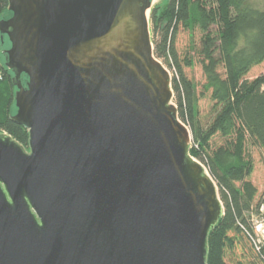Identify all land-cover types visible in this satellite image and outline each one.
<instances>
[{
  "label": "water",
  "instance_id": "95a60500",
  "mask_svg": "<svg viewBox=\"0 0 264 264\" xmlns=\"http://www.w3.org/2000/svg\"><path fill=\"white\" fill-rule=\"evenodd\" d=\"M152 1L7 0L28 137L0 131V264H208L224 208L154 56Z\"/></svg>",
  "mask_w": 264,
  "mask_h": 264
},
{
  "label": "trees",
  "instance_id": "16d2710c",
  "mask_svg": "<svg viewBox=\"0 0 264 264\" xmlns=\"http://www.w3.org/2000/svg\"><path fill=\"white\" fill-rule=\"evenodd\" d=\"M149 9L154 56L171 71L170 88L178 118L188 128L190 156L206 167L219 188L223 215L208 235V264H232L228 253L239 242L248 243L257 264H264V244L252 240V213L262 196L248 179L252 160L247 142L264 153V72L247 79L250 69L264 60V8L250 0H160ZM7 0H0V18L8 14ZM188 32L190 43L179 53L176 38ZM196 31L200 36L195 41ZM1 45V43H0ZM1 55V54H0ZM3 57V55H2ZM201 65V96L209 93L211 117L199 118L197 83L185 67ZM4 64V58H3ZM0 80V131L27 145V131L10 119L14 112L12 72L3 67ZM214 136L222 142L212 145ZM235 264H253L243 251Z\"/></svg>",
  "mask_w": 264,
  "mask_h": 264
},
{
  "label": "rangeland",
  "instance_id": "374dc122",
  "mask_svg": "<svg viewBox=\"0 0 264 264\" xmlns=\"http://www.w3.org/2000/svg\"><path fill=\"white\" fill-rule=\"evenodd\" d=\"M160 2H161L160 0L152 1V5H155V4L160 3ZM162 2H164V1L162 0ZM250 2L255 6L264 8V0H250ZM147 14H148V20H149V11L147 12ZM199 36H200V32L196 31L193 35L196 42H197ZM190 40H191V36L189 35L188 32L181 31L178 33L177 38H176V47H177L179 53L182 54L183 49L189 45ZM0 52H2L1 49H0ZM1 61H2V59H1ZM160 62L168 70L170 78H171V76H172L171 71L168 69V67L162 61H160ZM2 63H3V61H2ZM184 69H185L187 76L189 78L193 79L197 83V92L200 96L198 99L199 118L204 123L211 117L212 102L209 100V93L208 92H204L203 96L200 95L201 91H202L201 85L204 82V77L202 74L201 65L196 62L193 66L185 67ZM2 72H3V77H4L5 73H4L3 69H2ZM262 72H264V60L260 64L252 67L250 69V71L247 73L246 78L251 79V78L259 75ZM171 103H173L175 105L173 99H171ZM190 137H191V134H190ZM190 140L192 142V139H190ZM221 142H222V139L219 136H214L212 138L211 144L212 145H218ZM24 147L27 148V145ZM245 151H246V154L252 160V170L248 176V179L257 188L256 200H258L261 197V194H263V192H264V153L261 149H259L258 147L254 146L253 144H251L249 142H247L245 144ZM205 169H206V167H205ZM214 183L216 185L218 195L220 197L219 188H218L215 181H214ZM252 215L254 216L253 213H252ZM252 215H251V217H252ZM250 223H251V218H250ZM241 251H243L245 253V255H247V257L250 259V261L253 262V264H257L254 260L253 253L250 250L248 243L245 244L243 241L238 243L237 249H235V251L233 253H228V255H227L228 260L232 264H235V260L237 258H239Z\"/></svg>",
  "mask_w": 264,
  "mask_h": 264
},
{
  "label": "built area",
  "instance_id": "2783aa9c",
  "mask_svg": "<svg viewBox=\"0 0 264 264\" xmlns=\"http://www.w3.org/2000/svg\"><path fill=\"white\" fill-rule=\"evenodd\" d=\"M5 69L0 58V80L3 77L2 69ZM191 139V137H190ZM192 145L190 140L189 147ZM251 226H252V240L256 248H259L264 244V195L262 196L261 202L258 207V212L252 215L251 217Z\"/></svg>",
  "mask_w": 264,
  "mask_h": 264
}]
</instances>
